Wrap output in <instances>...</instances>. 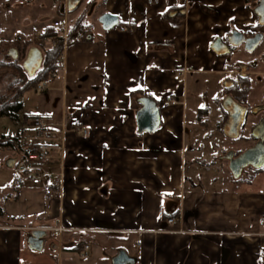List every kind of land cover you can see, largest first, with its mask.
<instances>
[{
  "label": "crops",
  "instance_id": "1",
  "mask_svg": "<svg viewBox=\"0 0 264 264\" xmlns=\"http://www.w3.org/2000/svg\"><path fill=\"white\" fill-rule=\"evenodd\" d=\"M67 1L0 0V35L21 47L39 40L56 19L67 20L68 31L83 22L94 26L66 37L56 77L51 74V81L43 82L46 88L29 92L27 100L24 94L18 98L22 108L12 120L14 134H0L18 147L0 149V264H80L76 258L112 264L120 252L133 260L130 264H264V172L249 177L252 167H247L238 181L241 175L231 174L223 141L245 144L230 152L233 157L254 146L251 131L259 116L251 114L238 136L229 138L222 107L232 98L226 90L233 83L240 88L242 80L249 88L257 77L264 84V50L252 62H226L242 48L225 56L211 50L216 40L227 45L234 31L247 38L264 35L254 12L260 0H157L154 5L88 0L90 17L100 7L97 16L118 18L108 32L81 13L71 18L83 0L72 12ZM123 27L131 31L122 32ZM218 91L225 92L223 101ZM141 97L157 104L160 123L153 133L138 132ZM261 99L257 112L264 111V94ZM171 101L176 104L164 107ZM247 104L238 105L247 113L256 106L250 92ZM33 116L51 121L48 143L54 149L47 161L37 162L61 177L60 192L50 200L27 182L12 186V167L23 152V138L32 134ZM203 152L215 161L209 167L201 162L207 159L197 157ZM33 231L45 233L40 252L28 246ZM50 235L56 241L45 254Z\"/></svg>",
  "mask_w": 264,
  "mask_h": 264
},
{
  "label": "water",
  "instance_id": "2",
  "mask_svg": "<svg viewBox=\"0 0 264 264\" xmlns=\"http://www.w3.org/2000/svg\"><path fill=\"white\" fill-rule=\"evenodd\" d=\"M79 4V0H68L67 11L72 12ZM255 14L259 17V25L264 27V0H260L254 9ZM98 23L104 32L111 31L118 26V18L111 14H103L99 17ZM264 35L255 34L253 37L247 38L239 32H232L227 38V45L221 40H216L211 50L218 56L230 54V49L242 48L246 53H253L263 42ZM8 56L12 59L17 58V52L14 49L8 51ZM42 63L41 52L37 48H31L26 54V58L22 64L24 70L29 76L40 68ZM229 88V84H224ZM140 109L136 112V124L139 133H153L159 126L160 117L157 104L154 100L147 97H141L137 100ZM222 107L228 114L227 123L224 127V134L229 138H236L239 129L244 122L246 110L238 105L232 98H226ZM257 111H254L256 113ZM252 136L257 140L254 146L242 152L239 156L233 157V153H228L225 159L228 160V168L233 177L238 178L243 169L252 167L261 169L264 167V119L261 120L252 130ZM13 164V163H12ZM45 235L42 231H33L28 237V246L30 250L40 252L42 250V238ZM133 261L124 253L120 252L116 258L112 260V264H130Z\"/></svg>",
  "mask_w": 264,
  "mask_h": 264
},
{
  "label": "trees",
  "instance_id": "3",
  "mask_svg": "<svg viewBox=\"0 0 264 264\" xmlns=\"http://www.w3.org/2000/svg\"><path fill=\"white\" fill-rule=\"evenodd\" d=\"M257 1V0H256ZM257 6L255 4L254 8ZM75 31V32H73ZM69 30L67 34V40H71V38H76L77 35L81 34V23H78L77 30ZM85 34L80 35V37H85ZM47 38H51L53 40V44H50L46 41ZM86 38V37H85ZM15 50L18 52V56L16 59L10 58L8 56V51L11 49L9 46L5 47V49H0V54L2 53L3 59L0 60V68L7 71L9 74H6L4 77L11 76L15 79L10 87L16 89V94L12 98H5L4 96H0V117L6 116L11 120H15L18 113L20 112L22 105L18 101V98L26 92L35 91L37 86L41 82H50L51 74L58 71L60 67V57L63 49V42L61 38H58L57 33L49 29L45 33H43L42 37L39 40H27L22 46V51H18V43L15 44ZM37 48L42 55V63L40 68L34 73L33 76H29L24 70L22 64L25 59V55L30 48ZM1 48V47H0ZM21 52V53H19ZM240 82L242 84H240ZM239 84L242 88H239V85L236 83L232 84L230 89H227V94H232L233 100H235L238 104L247 106V100L249 96V88L248 86L244 87L245 83L241 80ZM248 109V113L250 108ZM203 111L207 115L208 110L204 108ZM227 119V116H226ZM207 120H205L206 122ZM249 141V139H245ZM0 149H13L18 150L16 145V140L9 139L7 137H0ZM239 154V153H238ZM237 154V155H238ZM215 161L211 162L207 166H211ZM249 171L253 174L264 172V167L261 169H252L249 168ZM252 176V175H251ZM243 178V174L237 179L241 181Z\"/></svg>",
  "mask_w": 264,
  "mask_h": 264
},
{
  "label": "built area",
  "instance_id": "4",
  "mask_svg": "<svg viewBox=\"0 0 264 264\" xmlns=\"http://www.w3.org/2000/svg\"><path fill=\"white\" fill-rule=\"evenodd\" d=\"M178 1V0H177ZM157 0H148L149 5L156 4ZM50 27L58 34V37L63 39V44L66 43L67 32L69 25L65 19H56L50 23ZM93 25L88 23H81V30L85 33H89L93 30ZM122 32H130L128 27L121 28ZM52 40V39H51ZM53 42V40H52ZM56 74H52V78H55ZM46 88L45 83L41 82L36 90L42 91ZM175 101H171L165 104L164 107L169 105H175ZM29 126L32 130V134L23 138V152L19 155L12 167L13 175V187H20L22 182H27L31 186L41 188L44 197L50 200L53 195L60 192L61 177L59 175L52 176L48 171L37 165V162H45L49 159L48 152L53 150V146L48 143L50 139L49 132L51 129V121L48 117L33 116L29 119ZM76 132H80V129H74ZM85 134V131H82ZM174 223L173 219L167 221V224ZM61 230H55L54 234L60 233ZM88 247L85 246L84 250L80 253L81 258H85V251Z\"/></svg>",
  "mask_w": 264,
  "mask_h": 264
},
{
  "label": "rangeland",
  "instance_id": "5",
  "mask_svg": "<svg viewBox=\"0 0 264 264\" xmlns=\"http://www.w3.org/2000/svg\"><path fill=\"white\" fill-rule=\"evenodd\" d=\"M98 2V1H97ZM96 2V3H97ZM87 3H88V0H83L82 4L80 5V7L78 8V10L73 13V14H70L71 18H75L77 16H79V14L81 13L83 15L84 18H86L88 21L92 22L95 24V26L98 27V23H97V20L99 18V16H97L99 14V12H101V9L100 7H96V9H94V13L93 15L90 17V14L92 12V7L89 6V8H87ZM95 3V2H94ZM95 3V4H96ZM100 4H102V0L99 1ZM99 4V5H100ZM87 8V9H86ZM30 37V36H29ZM6 36L5 35H0V49H5V47L9 46L10 48H14L16 47V43L15 40L11 39L9 41H7L6 39ZM14 38V37H13ZM19 45V44H18ZM2 49V50H3ZM15 49V48H14ZM264 50V42L261 43L258 48L253 52V53H246L244 52L243 50L240 51L239 53V50H236L234 51V53L236 54H239V55H233V56H230L228 55L227 56V60L226 62H229V61H239V62H249V61H254L258 55H260L261 52H263ZM18 51H22V47L19 45L18 47ZM8 53V52H7ZM21 53V52H19ZM3 59V55L2 53L0 54V60ZM233 59V60H232ZM6 74H9L7 71H5L4 69L0 68V96H4L5 98L9 99V98H12L14 97V95L16 94V89H13L12 87H10V84H12V82L15 81V79H13V77L11 76H8V77H4ZM257 77H255L254 79L251 78V81L248 83L249 85V88H250V101L252 102H256V106L254 107L253 110L256 111V109H258L260 107V103L262 102L261 100V95L264 94V84H261L259 82H257L256 80ZM239 82V81H238ZM240 88H242V86L240 85ZM29 92H33V91H29ZM29 92H26L28 94H25L24 93V96L22 97V100H27V97H29L31 94H29ZM190 89H189V92H188V96L189 97H193L191 94H190ZM230 95V94H229ZM217 97H219L221 99V101L224 100V97H226V94L224 91H218V94H217ZM21 100V98H20ZM260 100V101H259ZM260 102V103H259ZM214 104V102H208V105L210 107H212ZM214 109V107H213ZM29 111V109H28ZM216 114V112L214 113L213 111V114L211 115V117H215L214 115ZM261 117H259L260 119ZM188 121L190 122L192 119H193V115H190V113L188 112ZM248 121V120H247ZM252 122L251 120L247 123L246 125V128L244 129V132H243V135L246 137L249 135V129H250V126H251ZM14 129H15V126H14V122H12V120L6 116H2L0 117V134H4V135H12L14 134ZM189 131V129H188ZM223 141H225V156L230 153V152H236V151H239L237 149H242L243 146L245 145H242L239 141H235V140H227V139H223ZM202 146H204L203 144H201ZM199 146H197L198 148ZM197 157H201V158H204V159H207V154L206 152H203L202 154H199L197 153ZM213 160V159H212ZM212 160H206V162L204 161H201L203 163V165L205 167H208L207 165L210 164L211 162H213ZM223 164V171L227 174V168H226V161L222 162ZM217 165V164H216ZM249 175V177L251 175H254L252 172L250 173H246V175ZM246 175H244V178H246ZM247 175V176H248ZM55 238L50 235L48 237H46L44 239V244H45V247H44V252L45 254H47V252H49L51 249L48 250V245L49 243L50 244H54L55 243ZM102 255H105L106 252L105 251H101ZM78 263L80 264H83L85 263L86 261L84 260H81V259H75ZM64 264V263H63Z\"/></svg>",
  "mask_w": 264,
  "mask_h": 264
},
{
  "label": "flooded vegetation",
  "instance_id": "6",
  "mask_svg": "<svg viewBox=\"0 0 264 264\" xmlns=\"http://www.w3.org/2000/svg\"><path fill=\"white\" fill-rule=\"evenodd\" d=\"M230 51H231L230 53L232 54L234 50H233V49H230ZM254 111H255V110L251 109V110L249 111L250 114H248L247 111H246L245 118H244V122H243L244 125L246 124V122H247V120H248L249 117H252V118H253V116H252L251 114H253ZM255 114H256L255 116H259V117H261V118L259 119V121H261V120L264 119V111H258V112L255 113ZM261 114H262V115H261ZM243 124H242V125H243ZM252 130H253V129H252ZM251 132H252V131H251Z\"/></svg>",
  "mask_w": 264,
  "mask_h": 264
}]
</instances>
